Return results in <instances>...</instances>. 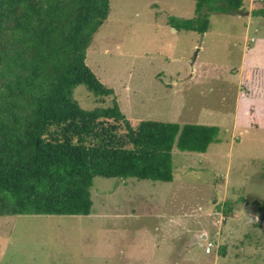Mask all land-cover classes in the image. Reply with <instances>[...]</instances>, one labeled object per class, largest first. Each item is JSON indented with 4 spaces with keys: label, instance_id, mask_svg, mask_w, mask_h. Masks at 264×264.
<instances>
[{
    "label": "rangeland",
    "instance_id": "374dc122",
    "mask_svg": "<svg viewBox=\"0 0 264 264\" xmlns=\"http://www.w3.org/2000/svg\"><path fill=\"white\" fill-rule=\"evenodd\" d=\"M262 4L211 12L202 35L168 23L194 15V0H109L85 62L114 93L78 84L79 103L115 97L132 124L212 122L218 140L204 152L174 145L171 181L94 176L88 214H0V264H264V57L245 67L241 98L251 100L237 124L230 70L246 36L264 39V15L250 17Z\"/></svg>",
    "mask_w": 264,
    "mask_h": 264
},
{
    "label": "trees",
    "instance_id": "16d2710c",
    "mask_svg": "<svg viewBox=\"0 0 264 264\" xmlns=\"http://www.w3.org/2000/svg\"><path fill=\"white\" fill-rule=\"evenodd\" d=\"M175 28L209 27L211 12L236 13L243 0H194ZM109 0H0V214H88L96 175L171 181L172 148L206 151L219 126L141 118L115 97L83 107L74 87L114 93L85 62ZM264 15L263 4L251 10ZM224 253V246L221 247Z\"/></svg>",
    "mask_w": 264,
    "mask_h": 264
},
{
    "label": "crops",
    "instance_id": "0c3cea01",
    "mask_svg": "<svg viewBox=\"0 0 264 264\" xmlns=\"http://www.w3.org/2000/svg\"><path fill=\"white\" fill-rule=\"evenodd\" d=\"M251 13V11H250ZM253 17V16H256V15H253L251 13L250 17ZM254 24L255 22H251L249 21L247 23V25H250V24ZM246 25V26H247ZM257 27V26H256ZM208 31V29L206 31H204L202 33V35H204L206 32ZM250 40V41H249ZM253 42L254 46L252 48H254V52L252 51L251 53H248V47H251L250 45V42ZM264 48V39H261V38H257V37H253L252 35L250 37L246 36L245 37V40H244V43L242 44V47H241V52H240V59H239V63L237 65H233V66H230L231 67V72L235 75H237V78H238V83L235 87V91H234V101H233V104H232V109L234 110V119H233V124H237L239 122V112H240V104L243 103V108H246L248 106V101L251 100V98L249 97H244L243 100L241 98V92L242 90H246V86H245V79H246V76L244 75V70H245V67L248 65V66H253V67H256L257 64L256 62L261 60L262 57H264V55H262V51H259V50H263ZM253 78V77H252ZM252 80V79H251ZM261 84L263 86H259V89L263 90L264 91V79L260 81ZM254 87L253 89L251 90H248L249 92L250 91H254ZM233 116V114H232ZM209 124H212V122H209ZM199 237L202 236V238H205V234L201 235L199 234ZM211 251V250H210ZM210 251H206V252H210Z\"/></svg>",
    "mask_w": 264,
    "mask_h": 264
},
{
    "label": "built area",
    "instance_id": "2783aa9c",
    "mask_svg": "<svg viewBox=\"0 0 264 264\" xmlns=\"http://www.w3.org/2000/svg\"><path fill=\"white\" fill-rule=\"evenodd\" d=\"M214 245V242L212 240H207L205 244V251H210L211 247Z\"/></svg>",
    "mask_w": 264,
    "mask_h": 264
}]
</instances>
